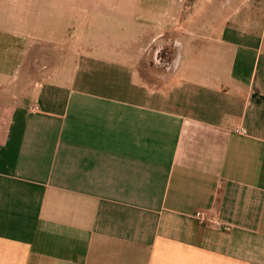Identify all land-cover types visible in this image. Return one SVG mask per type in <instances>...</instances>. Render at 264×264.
Segmentation results:
<instances>
[{
	"label": "crops",
	"instance_id": "obj_1",
	"mask_svg": "<svg viewBox=\"0 0 264 264\" xmlns=\"http://www.w3.org/2000/svg\"><path fill=\"white\" fill-rule=\"evenodd\" d=\"M0 264H264V0H0Z\"/></svg>",
	"mask_w": 264,
	"mask_h": 264
},
{
	"label": "built area",
	"instance_id": "obj_2",
	"mask_svg": "<svg viewBox=\"0 0 264 264\" xmlns=\"http://www.w3.org/2000/svg\"><path fill=\"white\" fill-rule=\"evenodd\" d=\"M237 132L241 133V134H244L245 133V130L240 128V129H237L236 130ZM195 216L197 219H199L200 221L202 222H206V221H210L212 222L213 224H215L216 226H221V222L216 219L214 216H211V215H208L206 212L204 211H198L195 213Z\"/></svg>",
	"mask_w": 264,
	"mask_h": 264
}]
</instances>
